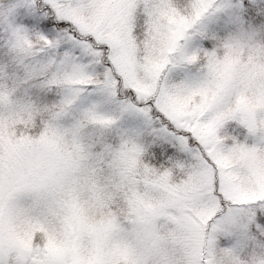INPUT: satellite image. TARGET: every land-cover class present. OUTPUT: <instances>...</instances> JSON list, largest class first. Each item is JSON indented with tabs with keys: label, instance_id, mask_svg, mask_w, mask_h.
<instances>
[{
	"label": "snow or ice",
	"instance_id": "1",
	"mask_svg": "<svg viewBox=\"0 0 264 264\" xmlns=\"http://www.w3.org/2000/svg\"><path fill=\"white\" fill-rule=\"evenodd\" d=\"M0 264H264V0H0Z\"/></svg>",
	"mask_w": 264,
	"mask_h": 264
}]
</instances>
